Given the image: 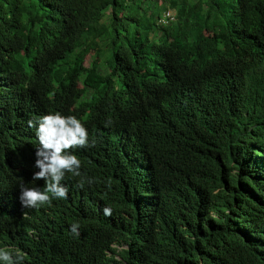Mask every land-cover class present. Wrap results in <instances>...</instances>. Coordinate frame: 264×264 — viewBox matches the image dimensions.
Wrapping results in <instances>:
<instances>
[{
	"label": "trees",
	"instance_id": "16d2710c",
	"mask_svg": "<svg viewBox=\"0 0 264 264\" xmlns=\"http://www.w3.org/2000/svg\"><path fill=\"white\" fill-rule=\"evenodd\" d=\"M88 105L95 145L79 158L92 183L69 178L66 202L20 210V185H45L32 179L39 141L27 121ZM132 105L145 118L123 125L180 171L143 218L126 200L150 191L126 168L136 146L103 136ZM263 192L264 0H0V242L31 233L27 251L42 254L32 263L64 264L80 219L92 264H264ZM112 244L126 247L120 262Z\"/></svg>",
	"mask_w": 264,
	"mask_h": 264
},
{
	"label": "clouds",
	"instance_id": "9594fccd",
	"mask_svg": "<svg viewBox=\"0 0 264 264\" xmlns=\"http://www.w3.org/2000/svg\"><path fill=\"white\" fill-rule=\"evenodd\" d=\"M174 18L175 12L173 10L165 11L162 14L160 23L167 25ZM61 109L64 114L59 111L50 112L27 121L28 127L35 129V135L39 141L35 161V167L39 171L34 172L32 179L33 181L43 179L45 185L41 188L20 185V201L22 204L20 210L22 211L38 209L40 206L51 204L54 207L66 202L65 199H67L69 193V178L80 179V187L84 186L85 181L92 183V180L85 179L86 176L92 175V167L89 165L90 159L81 160L79 157H82L84 154L83 149L88 147L89 144L95 145V140L89 139L88 129L86 128L92 122L95 106L88 105L80 116L70 114L63 107ZM142 117L145 118L142 107L139 105L123 108L115 116L114 125H111L103 136L108 143L114 141L124 143L129 153H134V145L136 146L135 156L137 160L133 161L132 159L130 162L126 160V168L131 175L136 172V176L144 184V187L150 185V191L144 189L138 192L135 191L127 196L126 200L128 201L130 198L134 200L139 216L143 218L148 216L155 207L158 189L174 184L178 180L180 171L178 168L166 165L165 147L154 143L150 145L142 144L135 132L123 125L127 121L142 119ZM156 126L157 142L168 140L169 134L172 132L169 125L156 123ZM107 185L110 189V179L107 181ZM110 197L113 198V201H119L117 194ZM260 199L258 209L262 219L258 220V226L263 228L264 192L263 195H260ZM102 211L106 217L112 214L111 207H105ZM23 216L26 217L27 213H24ZM72 231L76 234L77 241L74 244H68L66 249L60 252L64 264H92L90 251L79 245L85 234V224L78 219V224L72 225ZM15 235L17 242L14 244L0 242V264H34L32 263V257H40L42 254H29L27 249L32 246L33 242L38 241V237L33 236L31 233L28 234L27 238L22 235ZM23 245H25V251L22 248ZM112 248L115 250L114 259L120 262V257L117 254L126 247L112 244ZM46 257L48 260L50 259L49 255H46Z\"/></svg>",
	"mask_w": 264,
	"mask_h": 264
},
{
	"label": "rangeland",
	"instance_id": "374dc122",
	"mask_svg": "<svg viewBox=\"0 0 264 264\" xmlns=\"http://www.w3.org/2000/svg\"><path fill=\"white\" fill-rule=\"evenodd\" d=\"M203 34H204L205 36H208V35H209V33L206 32V31H204ZM89 62H90V57L88 56L87 59H86V61H85V63H84L85 66H88Z\"/></svg>",
	"mask_w": 264,
	"mask_h": 264
}]
</instances>
